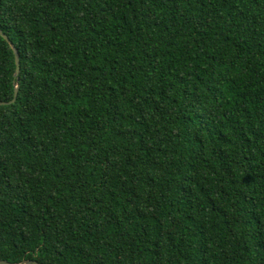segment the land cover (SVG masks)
Segmentation results:
<instances>
[{"label":"trees","instance_id":"1","mask_svg":"<svg viewBox=\"0 0 264 264\" xmlns=\"http://www.w3.org/2000/svg\"><path fill=\"white\" fill-rule=\"evenodd\" d=\"M0 260L264 264V0H0Z\"/></svg>","mask_w":264,"mask_h":264},{"label":"water","instance_id":"2","mask_svg":"<svg viewBox=\"0 0 264 264\" xmlns=\"http://www.w3.org/2000/svg\"><path fill=\"white\" fill-rule=\"evenodd\" d=\"M0 36H2L5 40H7L9 42V39L6 35H4V33L0 30ZM9 44L11 45V48L13 50L14 53V57H15V64H16V71H15V79L16 82L19 81V74H20V58H19V53L17 51V49L9 42ZM18 92H19V86L16 84L15 88H14V97L11 101L9 102H0V106H8V105H12L15 103L17 96H18ZM0 264H39L37 262L34 261H23L21 263H10L7 261H3L0 260Z\"/></svg>","mask_w":264,"mask_h":264}]
</instances>
